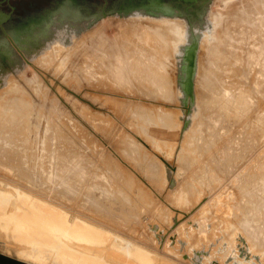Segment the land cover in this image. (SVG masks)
Segmentation results:
<instances>
[{
	"label": "rangeland",
	"instance_id": "rangeland-1",
	"mask_svg": "<svg viewBox=\"0 0 264 264\" xmlns=\"http://www.w3.org/2000/svg\"><path fill=\"white\" fill-rule=\"evenodd\" d=\"M102 2L104 0L93 2L96 6L92 9L98 10ZM176 5L192 11L202 6L204 12H198L202 17L212 8V38L198 42L192 97L183 98L181 94L185 80L182 71L186 67L174 51L168 53L171 57L167 54L159 57V62L153 60L157 66L154 64L155 69L153 63L150 64L149 77L146 73L145 78L134 74L135 60L120 56L110 82L102 78L107 75L102 74L103 68L106 66L104 72H108L107 66L116 62H113L116 58L110 56L123 49L121 32L126 29L133 36L136 29L141 28V25L127 24L131 17L125 18L115 11L94 21L80 34L67 33L65 29L57 31V37L47 41L44 50L40 49L46 52L32 60L44 74V79L33 88L26 79L33 76L28 63L16 70L18 68L8 63L5 56L2 58L0 74L12 69L6 75H13L4 87L0 86V95L6 91L12 94L14 85L22 87L32 99L25 130L12 131L15 133L12 135L7 131L6 136L0 134V185L32 195L37 193L43 200L48 198L46 201L64 206L61 208L64 211L69 209L65 213L71 216L67 219L71 224L83 222L107 237L120 236L177 264H264V0H198L193 5L185 2ZM13 26L12 23L0 24L1 33L19 29ZM5 36H1L0 41H7ZM65 36L70 39L68 45L53 47L63 43ZM139 41L141 43L138 39L136 43ZM140 43L138 49L145 45ZM111 45H114L113 51L109 50ZM116 45H120L119 50H115ZM129 45V50L136 46ZM135 50L132 48L130 55L138 56L139 50L137 53ZM51 52L55 61L42 73L38 60ZM85 52L89 54L82 56ZM145 52L151 51L146 49ZM149 56L140 57L143 60L150 59ZM91 59L96 61L95 65ZM97 59L101 65L95 67ZM88 61L92 68L85 72ZM91 69L97 74L94 72L91 76ZM167 69L169 72L165 71ZM161 72L170 78L159 77ZM96 75L99 78H92ZM90 80L94 81L93 86L89 85ZM159 82L164 83L162 88ZM39 88L48 91L47 101L42 100ZM182 109L186 111L184 114ZM185 114L191 117L186 118ZM168 116L169 120L172 117L170 124L166 120ZM54 153H58L57 159ZM59 160L57 163L63 165V169L60 165L58 168L56 161ZM83 164L86 167H82ZM168 170L173 173L170 181ZM60 171L63 177L57 175ZM54 178L64 179L57 182ZM95 181L99 185L96 186ZM75 189L82 192L77 193ZM125 200L131 202L130 205ZM4 240L0 237V264H30L19 258L54 264L37 262L24 251L11 248Z\"/></svg>",
	"mask_w": 264,
	"mask_h": 264
},
{
	"label": "bare ground",
	"instance_id": "bare-ground-1",
	"mask_svg": "<svg viewBox=\"0 0 264 264\" xmlns=\"http://www.w3.org/2000/svg\"><path fill=\"white\" fill-rule=\"evenodd\" d=\"M208 6L209 5L206 4L207 9L209 8ZM158 8H160V7H158ZM158 8L151 10L149 8L139 7V8H128V9L115 11L119 15H121L125 18L131 17L130 21L126 22L127 24H136L138 26L141 25V28H140V31H138L136 29V31H138V33H136V31H135L134 32L135 35H133V36L131 35L132 34L131 31H126V29L124 32L123 31L121 32L120 36H122L121 40H123L121 43L122 44L121 48L125 49L124 50L125 53H122L123 49H121V48H120L121 53L119 51H116L117 53L113 52L116 54L111 55V54H113L111 52L110 57L114 56L116 59H113L114 60L113 62H115V60H116V62L107 66L108 70H107V68L105 70H107L108 72H104V68L106 66L105 65H104L105 67L103 66L104 68H103L102 74L107 73V75L102 76V74H100L102 76V78L106 77V80L108 82H110L111 76H114L116 74L115 70H116V66L118 63V58L120 56H124L126 58L132 57L133 60H135L134 61L135 68L137 67L134 74L142 75L144 78L146 77L145 75H147V77H149V75H150L149 70H152L153 66L155 67L156 62L153 63L154 62L153 60L157 59L159 62V57H161L162 55L165 56L168 53L171 54V52H173V51L180 56L181 61H182L181 63L183 64V62H184L185 67H186L185 57H186V54H187L189 47L192 45L194 40L197 39V42H199V44H200V42L202 43V40L204 38H206L205 39L206 41H209L212 38L211 37L212 34L210 33L211 25L213 23V21L211 20V15H210L212 8L209 11L208 10L205 11V13L203 14L202 21L201 22L197 21L196 23L194 22L193 27L190 25V18L188 16L184 15L183 13H181V11L178 7L168 5V3L165 2L163 4V7H161L163 9H158ZM164 9L166 11H164ZM240 13H243V12L240 10ZM107 16H109V15L106 14V15L101 16V17H96L95 20H92V19L81 20V19H78L77 17H75L74 15H67L65 9H62V11L55 13L54 16L49 21H46V22L39 24V25H33L31 28H28L25 31L21 32V34L19 35V38L16 41L13 40L10 43V45L8 47L9 51H7V52L5 51V49H7V47L5 45L1 46L0 47V66L2 65V61H3L2 58H4V56H5V59L8 61V63H10L14 68H18L16 70H20L22 67L24 68V64L28 63L29 70L31 71L33 76L32 77L27 76L26 79H27V81H29L27 83H30V85H32V88H33V87H35V84L39 85L40 81H42L44 79V76H43L44 74L43 75L41 74V71L39 70L40 68H38V66L34 65L32 63V60L46 52V51H44V52L40 51V49L43 48V50H44V47L46 45H48L46 42L51 41L57 37L55 35V33L57 31H59L61 29L62 30L65 29L67 33L73 32L75 34H80L86 27H89L92 23H94V21L104 19ZM182 20H184L185 22ZM184 23H185L186 27L184 26ZM137 39L141 40V43L139 41L140 44H142V42L145 43L144 46H146L147 47L146 49H149V51H151V52L146 53L145 52L146 49H143L144 46L142 49H141V47H140V49H138L137 47H138L139 43L138 44L136 43ZM117 42H118V40H117ZM117 42H115V43H117ZM69 43H70V39H68V37H66L65 41L63 43H58L57 45H55L53 47H56L59 45L60 46L61 45L62 46L68 45ZM133 43L136 46H135V48L131 47V49L133 48V49L139 50V51H137L139 53L138 56H136V55L133 56L132 53H131L132 56L130 55V52H133V51H131V49L130 50L128 49V45L130 44L129 46H131V45H133ZM109 45H110V43H109ZM113 46L111 45V48H109L110 47L109 46L108 47L109 50H111ZM118 46H120V45H116L115 47H118ZM47 50H49V49H47ZM115 50H119V47L116 48ZM136 50L134 52H136ZM85 51H86V49H85ZM111 51H113V49ZM118 52H119V54H118ZM82 53H84V52H82ZM87 53L89 54V52H87ZM87 53L85 52V54H82V56H85ZM142 54L145 57H147V55L149 54L151 57L149 56L150 59H144L143 58V60H144L143 61L142 58L140 57V56H142ZM197 54H198V50H197ZM90 56H92V55H90ZM108 56H109V51H108ZM152 56L154 57V59H152L153 58ZM102 57L99 58V59H101V61H102ZM55 58H56L55 55L51 52V53L45 55V57H41L38 60L37 65H39V67H41L42 73L45 72L44 69L46 67H49L51 64L54 63ZM103 58H104V60H107V59H105V57H103ZM162 58H160V61L162 60ZM111 59L112 58H110V60ZM110 60L108 59L107 61L109 62ZM92 61H93V62H91L92 65H93V63L95 65L96 61L95 60H92ZM100 62L98 60L97 61L98 64H96L95 67H98L97 65H99ZM108 62L105 61V63H108ZM162 62L164 64L165 61L162 60ZM84 63H85V61L82 64H84ZM152 63H153V65H152ZM88 64H89V61H88ZM150 64L152 65V67L150 66ZM157 64H159V63H157ZM85 65L87 66L86 68H84L85 72H86V69L89 70L90 68H92V67H90V64L87 65V63H86ZM85 65H83V66L85 67ZM100 65H101V63H100ZM83 66L81 67L82 70H83ZM160 67H161V69L163 67L165 68V66H160ZM99 68H101V67H99ZM155 69H156V67H155ZM9 70H12V69H9ZM9 70L8 71L5 70V72H2L0 74V86L2 85L4 87L8 83V81H9L8 79L13 75L12 73H10V74L8 73L6 75V73L9 72ZM36 71H38L39 74H37ZM97 71H99V69ZM97 71H94L95 74H97ZM165 71H168V69ZM91 72H92V69H91ZM94 72H92L91 76H93ZM158 72L159 71L157 69V73ZM162 72H161V74L159 73L161 76H159V75L156 76L157 79H158V76L159 77L163 76ZM182 72H183V76L185 77L186 70H183ZM87 74L89 75L88 72H87ZM143 74H145V75H143ZM164 74H165V76L167 75V73H164ZM88 75H87V78H88ZM98 76L99 75H96L95 77H92V78H96ZM143 77H141V78H143ZM166 77L170 78L168 76H166ZM166 77H164V78H166ZM77 79L75 78L76 82L77 83L80 82L79 80L77 81ZM153 79H155V78H153ZM150 80H152V78ZM141 81H142V79H141ZM153 81H152L153 84L157 83V82H155V80H153ZM158 81H159V79H158ZM89 82H90L89 85H91V86H93L95 84L93 80L92 81L90 80ZM168 82L171 83L169 80H168ZM78 84H80V83H78ZM161 84L162 83H160L158 85H160V87H161ZM17 85H18V83H17ZM26 85H28V84H26ZM150 85H151V83H150ZM156 85L154 88L157 87ZM163 85H164V83L162 84V86ZM167 85L170 86L171 84L169 85L167 83ZM167 85H165V86H167ZM12 86H13V89H11L13 92L12 94H9L10 91H6L8 89H6V90L4 89V91H6V92H4L3 95L2 94L0 95V134L3 133L1 136H6L7 131H8L7 134L12 135L15 131H19V129L25 130V128H26L25 125L27 123L26 121L28 120L27 118H29V116L31 115V113H30L31 111H29V109H31V108L29 106H30V99H32V98H29V95L26 93V91H24V89L22 87L14 86V85H12ZM168 86L166 88L169 90L170 87L168 88ZM152 88H153V86H152ZM30 89H31V86H30ZM167 89L165 90V88H164L165 92L167 91ZM37 90H38V88H37ZM37 90H36V93H37ZM171 91L172 90L170 89L169 92L171 93ZM38 93H39V91H38ZM40 93L42 94V95L41 94L40 95L43 97V99L42 98L41 99L47 101L46 99L48 98V91L43 92L41 90ZM162 94H163V92H162ZM181 94H182L183 98L186 97V93L183 89L181 90ZM40 95H39V97H40ZM93 97L95 98V96H93ZM238 101H240V100H238ZM233 102H234V99H233ZM224 103H225V101H224ZM238 103H240V102H238ZM230 104H233V103L231 102ZM236 105H238V104H236ZM4 108L6 110H4ZM184 112H186V111L184 109H182L181 113L184 114ZM29 113H30V115H29ZM39 113H40V111H39ZM170 115H171V113H170ZM169 116H168V119L166 118V120L170 124L169 121L172 120V117L169 120ZM185 116H186V118L191 117V115H188V114H185ZM47 120H48V118H47ZM171 123H172V121H171ZM10 124H11V126L8 127L7 125H10ZM29 124H30V122H29ZM27 126H28V123H27ZM51 126H52V123H51ZM55 127H57V126H55ZM49 128L51 129L50 126L48 127V129ZM58 130H59V128H58ZM186 130H184V132ZM12 131H14V132H12ZM4 132H5V135H4ZM33 132H35V131H33ZM55 133H57V132H55ZM42 134H44V133H42ZM25 135H26V133H25ZM11 137L12 136H9V138H11ZM5 140H7V139L5 138ZM1 141H2V139H1ZM16 141H17V138H16ZM25 141L29 142L28 139H25ZM43 141H42V143H43ZM3 142L6 143L5 145H7V142H5V141H3ZM8 144H11V143H8ZM27 149H28V147H27ZM49 149H51V148H49ZM10 154H11V149H10ZM55 154H56V159H57L58 153H54V155ZM14 155H15V153H14ZM60 156H61V153H60ZM62 156H64L63 153H62ZM9 158H11V156H9ZM11 159L13 160L14 158H11ZM15 159H16V156H15ZM61 159H62V157H61ZM67 159H69V158H67ZM60 160L56 161V163L57 162L59 163ZM26 163H27V161H26ZM25 165H24V168L26 167ZM45 165L43 167H45ZM59 165H60V168L61 167H62V169L64 168L63 165H61V164H58V168H59ZM84 165L85 164H83L82 167H84ZM54 166H55V164H54ZM54 166L50 167V168H54ZM72 166H73V164H72ZM88 166H87V168H88ZM40 167H41V165H40ZM85 167H86V165H85ZM89 167L92 168V166H89ZM43 169L44 168H42V170ZM66 169H67V166H66ZM71 169H72V167H71ZM77 169H76V171H77ZM50 170H53V169H50ZM59 170H56V171H59ZM94 170H95V168H94ZM73 171H74V167H73ZM82 171H83V169H82ZM89 171H91V170H89ZM30 172H31V168H30ZM60 172L57 175L60 174L59 177L60 176L63 177L62 172L61 173ZM66 172H67V170H66ZM91 172L94 173L93 170ZM98 172H99V170H98ZM97 173L95 174V178H96ZM53 174H51V177ZM70 174H71V172H70ZM70 174H69V176H70ZM75 174L78 177V174L77 173H75ZM85 174H86V172H85ZM40 175H42V174L40 173ZM72 175L75 176L74 174H72ZM72 175L69 178H72ZM79 175H80V173H79ZM83 175H84V173H83ZM46 176H47V174L45 175V177ZM87 176L89 177V175H87ZM172 176H173L172 171L168 170L167 177H168L169 181H170V178ZM67 177L68 176H66V178ZM90 177L93 178L91 173H90ZM48 178H50V177H48ZM97 178H99V176H97ZM63 179L64 178H62V180L60 179L59 181H57L58 179L57 180L55 179V181L60 182V181H63ZM67 179H65V180H67ZM82 179L84 180V178H82ZM99 179H96V180L99 181ZM106 180L109 182L108 177ZM43 181L45 182V179ZM46 181H49L47 179V177H46ZM79 181H81V180H79ZM97 181H95L96 186L98 183ZM101 181H103L102 178H101ZM107 181H106V183H107ZM2 183H3V181H2ZM71 183L72 182H70V184ZM74 183L75 182L73 181L72 184H74ZM77 183H78V180H77ZM81 183L83 185V181H81ZM87 183H89V182L87 181ZM45 184H46V182H45ZM48 184H47V186H48ZM51 184H52V182H51ZM61 184H63V183H61ZM68 184H69V182H68ZM4 185H0V237L7 240V241H5V240L4 241L8 243V246H10V247L13 246V248H15L16 251H18V250L24 251L30 258L34 259L37 262L49 261V262H53L54 264H177L175 262H171L167 259H164L159 255H156L155 253H153V251L149 250L150 252H148V251L144 250L145 248H143L139 245H136L134 243H130L120 236L116 235L114 237L113 236L107 237V235H105V233H101V231H99L97 229H93L90 226L84 224L83 222H81V223L75 222V223L71 224L68 221L71 218V216L70 215L68 216L65 213V211H68L69 209L66 210L67 209L66 208L65 211L63 209H61L64 206L59 207L58 205H55L56 204L55 202L51 203L52 201H50V202L46 201L48 198L47 199L45 198L46 200H43L40 197H37V193H36V195H32L30 193H27L26 191L22 192L20 190H16V188L14 189L11 187H6ZM75 185H77V184H75ZM75 185L73 186L74 188H76ZM98 185H99V183H98ZM7 186H9V185H7ZM64 186L67 187V185H64ZM96 186L94 185V188ZM57 187H59V185ZM65 187H63V188L65 189ZM83 187H84V185H83ZM63 188H59V189L62 190ZM79 188L77 187L78 190H79ZM98 188L99 187H97V190H98ZM64 189H63V192H64ZM71 189H72V187H71ZM85 189H86V185H85ZM68 190L69 189H67V191ZM105 190L107 191L108 188ZM75 191H77V190L75 189ZM80 191H81V189H80ZM80 191H77V193ZM106 191H105V194L107 193V196H108V192H106ZM88 192H90V191H87V194H88ZM113 192L114 191H112L111 194H113ZM72 193H75V192L72 191ZM102 193H104V188H103ZM80 195H81V193H80ZM68 196H69V194H68ZM68 196H67V198H68ZM71 196H73V195H71ZM83 197H84V195H83ZM124 197H125V195H124ZM86 198H87V196H86ZM72 199L73 198H71V200ZM90 199H91V197H90ZM127 200H129V198H127ZM127 200H125V201H127ZM217 200H218V198H217ZM219 200H220V198H219ZM96 201H98V200H96ZM227 201H229V200H227ZM127 202H129V201H127ZM225 202H226V200H225ZM130 203L131 202H129V205H130ZM218 203L220 204V202H218ZM125 204H127V203H124V205ZM222 204H224V203H222ZM107 207L109 208V206H107ZM245 209H246V207H245ZM108 211H110V209ZM222 213H221V215H222ZM219 214H220V212L218 213V215ZM118 217H120V216H118ZM243 221H244V219H243ZM185 227H187V226H185ZM240 228H242V227H240ZM100 230H101V228H100ZM163 230H164V228H163ZM104 232H106V231H104ZM206 234H208V232H206ZM108 235H110V234H108ZM175 235H177L176 232H175ZM173 238H174V234H173ZM166 245H168V242H166ZM7 248H9V247H7ZM19 259L23 260L24 262L30 263V264H38V263H34L32 261L30 262V261H27V260H24L21 258H19ZM6 264H12V263L7 262ZM202 264H205V263H202Z\"/></svg>",
	"mask_w": 264,
	"mask_h": 264
},
{
	"label": "flooded vegetation",
	"instance_id": "flooded-vegetation-1",
	"mask_svg": "<svg viewBox=\"0 0 264 264\" xmlns=\"http://www.w3.org/2000/svg\"><path fill=\"white\" fill-rule=\"evenodd\" d=\"M96 1V0H95ZM92 0H0V21L2 24L8 23L19 26L16 31L9 29L6 33L7 41H0V47L5 45L8 47L10 43L19 38L21 32L33 25H39L49 21L55 13L65 9L67 15H74L78 19L95 20L102 12H111L128 8L145 7L154 10L163 7L166 2L168 5L177 6L181 4L179 1L171 0H104L100 4L98 10L92 8L96 6ZM11 28V27H10ZM7 32V31H6ZM5 34V33H4ZM0 30V37L4 36Z\"/></svg>",
	"mask_w": 264,
	"mask_h": 264
},
{
	"label": "water",
	"instance_id": "water-1",
	"mask_svg": "<svg viewBox=\"0 0 264 264\" xmlns=\"http://www.w3.org/2000/svg\"><path fill=\"white\" fill-rule=\"evenodd\" d=\"M174 1H180V2H185L187 4H196L198 2V0H172V2ZM206 2L208 0H205ZM158 9H163V8H158ZM180 9V8H179ZM164 11H166L164 9ZM181 13H183L184 15L188 16L190 18V25L193 27V23L194 21H199L201 22L203 17L199 15V13H203L204 12V8L202 6L196 7V9L194 11L190 10V8H185V9H180ZM199 12V13H198ZM108 14V12H102L100 15H98L97 17H101ZM0 24H2V22L0 21ZM5 34L8 33L6 32V30H4ZM198 42L197 39L194 40V42L192 43V45L189 47L187 54H186V75H185V80H184V90L186 95H188L189 97H192L193 95V76H194V71H195V59H196V54H197V46Z\"/></svg>",
	"mask_w": 264,
	"mask_h": 264
}]
</instances>
